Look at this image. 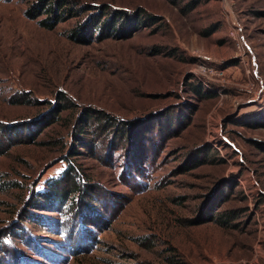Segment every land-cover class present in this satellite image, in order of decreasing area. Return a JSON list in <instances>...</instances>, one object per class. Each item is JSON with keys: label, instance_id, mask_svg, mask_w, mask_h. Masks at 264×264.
<instances>
[{"label": "rangeland", "instance_id": "rangeland-1", "mask_svg": "<svg viewBox=\"0 0 264 264\" xmlns=\"http://www.w3.org/2000/svg\"><path fill=\"white\" fill-rule=\"evenodd\" d=\"M41 1L0 0V264H264V0H65L53 28ZM106 7L145 24L76 39ZM67 166L99 229L39 197Z\"/></svg>", "mask_w": 264, "mask_h": 264}, {"label": "trees", "instance_id": "trees-1", "mask_svg": "<svg viewBox=\"0 0 264 264\" xmlns=\"http://www.w3.org/2000/svg\"><path fill=\"white\" fill-rule=\"evenodd\" d=\"M64 5H65V0H53L50 2H46V3L41 1L36 5L37 8H39V10L34 11V12L29 11V14L33 18H35L39 14L47 13L50 17H48L45 21H42V23L46 25L48 28H53L60 21L59 19L60 13L58 12H59V8ZM67 9H72V8H67ZM62 12H65V9ZM101 13L110 14L108 15L109 18L101 21L100 19H101L102 14L97 16V18L94 19V21L90 23L89 27L85 29L86 31H83L79 34L74 32L76 39H79V40L86 39L87 41L88 37L92 38L95 33H98L100 35V38L103 39L107 35H109V33H113L114 31H116V29L120 30L123 35L132 34L145 24L144 19L140 17L141 12H135V14L128 17V16H125L123 12H121L120 10H117V9L111 10L109 7H106V8H103ZM152 19L154 20L155 17L151 16L150 20ZM118 22H120L119 26H118ZM63 100H65L64 104L62 105L58 104L56 107L54 106L55 107L53 109L54 121L58 119V116L62 111L70 107L69 104H71V100L65 96ZM93 124H95L96 127H101L106 132L113 131L115 134L120 135L121 138L125 140L128 138L132 139L134 129L136 130V125H137L135 121H131V122L124 121V120L120 121L118 119H115L113 116L107 114L106 112H94L91 109H86L84 114H82L79 117V126H78V129H75V132L82 133L84 130L83 127H85V125H89L91 128L93 127ZM95 125H94V128H95ZM1 142L2 141H0V143ZM98 192L99 191L96 188L95 184L84 185L80 181V175L78 171H76L75 168L71 166H67V169L61 174L59 178L52 179L48 183L47 188L43 192H39V197L42 200H44L45 203L48 205L51 204V206H53V205L58 204L59 205L57 206L58 208L62 205L65 206V204H68V203L72 205V204H78V202H80L79 207L77 209L85 211V212L87 211L89 212V214L86 215L85 213L81 211L80 214L75 213L73 215L74 218L71 220L73 221V223L75 221H77V223L81 222L83 224L84 231L90 232L91 231L90 227H94V229L95 228L99 229V226H100L99 223L102 222L100 218H95L93 221L94 217L90 215V213L97 214L100 212V210H102V209H98L99 208L98 204L96 206V203H103V200H101V198L97 196ZM33 205H34L33 206L34 208L38 207L37 209H40V210L45 209L46 207L44 205L38 206L39 205L38 202H36ZM105 212L106 211H104L103 213ZM230 219H232L231 213L226 212L225 216L220 215L218 216L217 220L223 224L224 223L227 224L229 223ZM77 223L74 224V227L71 233L76 231V228L78 226ZM92 238H93L92 236L89 237L90 240H92ZM89 248H90L89 246H84V251L88 250ZM173 262H174L173 264H183V262H179L176 259H173Z\"/></svg>", "mask_w": 264, "mask_h": 264}]
</instances>
